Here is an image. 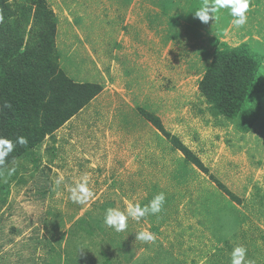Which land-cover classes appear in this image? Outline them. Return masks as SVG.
I'll return each mask as SVG.
<instances>
[{
  "label": "rangeland",
  "instance_id": "1",
  "mask_svg": "<svg viewBox=\"0 0 264 264\" xmlns=\"http://www.w3.org/2000/svg\"><path fill=\"white\" fill-rule=\"evenodd\" d=\"M46 1L67 75L101 89L0 172V264H231L237 246L264 264V0H249L241 27L227 9L201 22L205 0ZM243 42L260 59L252 116H214L198 82L216 48ZM78 185L87 194L74 199ZM159 193L161 212L120 232L105 224L109 208L127 214Z\"/></svg>",
  "mask_w": 264,
  "mask_h": 264
},
{
  "label": "trees",
  "instance_id": "2",
  "mask_svg": "<svg viewBox=\"0 0 264 264\" xmlns=\"http://www.w3.org/2000/svg\"><path fill=\"white\" fill-rule=\"evenodd\" d=\"M22 1L0 0V137L15 144L0 172L13 161L36 153L46 136H52L101 89L96 81H76L67 75L55 43L57 19L47 1L31 0V6ZM160 8L165 10L162 3ZM259 66L260 59L247 43L214 50L198 82L212 115L232 119L244 112L252 116L246 112L245 101L257 85ZM145 116L162 130L156 117ZM20 136L28 140L26 145L15 143ZM170 138L173 148L206 172L185 145Z\"/></svg>",
  "mask_w": 264,
  "mask_h": 264
},
{
  "label": "clouds",
  "instance_id": "3",
  "mask_svg": "<svg viewBox=\"0 0 264 264\" xmlns=\"http://www.w3.org/2000/svg\"><path fill=\"white\" fill-rule=\"evenodd\" d=\"M249 8V0H213V3L209 4L207 0L198 10L194 12L195 16L199 18L201 22L207 23L210 19L213 20V13H219L220 10L227 9L229 14L233 17V24L236 27H241L247 22L246 12ZM3 17L0 16V21ZM16 144L24 146L28 143L25 137H17ZM15 144L3 137H0V166L4 165L6 157L14 149ZM15 169H9L8 174L12 175ZM82 192L87 194V188L84 185H78L76 189H73V198H76V193ZM79 202V201H78ZM165 202V196L163 193L157 194L146 206H140L139 204H130L127 209V214L109 208L105 215V224L108 227L114 228L117 232L124 231L127 228V220L129 217L139 221L141 218L148 214H157L161 212ZM136 239L150 242L155 240V236L147 231H142L136 234ZM246 248L243 246H237L231 253V264H251L250 261L245 260Z\"/></svg>",
  "mask_w": 264,
  "mask_h": 264
}]
</instances>
